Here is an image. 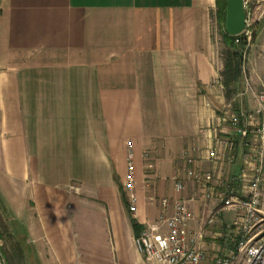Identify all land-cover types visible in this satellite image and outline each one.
<instances>
[{
	"label": "crops",
	"instance_id": "obj_1",
	"mask_svg": "<svg viewBox=\"0 0 264 264\" xmlns=\"http://www.w3.org/2000/svg\"><path fill=\"white\" fill-rule=\"evenodd\" d=\"M215 8V0H0V197L37 252L98 264L112 238L132 250L126 264H148L133 219L142 226L157 219L161 198L185 199L189 227L200 229L215 201L200 197L187 170L211 171L218 184L246 168L256 139L222 118L255 110L264 83L258 90L251 49L247 87L226 96ZM215 136L234 143L220 162L209 159ZM129 152L134 215L123 191ZM238 214L226 211L215 227Z\"/></svg>",
	"mask_w": 264,
	"mask_h": 264
},
{
	"label": "built area",
	"instance_id": "obj_2",
	"mask_svg": "<svg viewBox=\"0 0 264 264\" xmlns=\"http://www.w3.org/2000/svg\"><path fill=\"white\" fill-rule=\"evenodd\" d=\"M243 0L245 10L244 34L246 48L251 44L254 24L250 23L248 4ZM257 107L243 114L235 113L222 120L229 123L236 136L254 135L256 142L247 144L243 153L244 166L238 175H234L218 184L214 183L211 171L187 170V175L198 185L203 200H217L206 223L211 224L223 210H237L236 225L238 239L229 255L217 261V264H264V233L253 232L252 221L264 208V90L254 94ZM233 141L223 136H215L214 145L208 149L209 159L220 162L223 149H232ZM186 163L191 164L192 158L187 156ZM149 172L153 163L147 166ZM150 174V173H149ZM241 183L248 186V193H241ZM177 189H182L180 182ZM78 192L77 187H72ZM127 210L135 214L137 209L135 167L131 152L126 160V177L123 183ZM160 213L156 220L145 223L134 238L137 252L148 264H201L204 253L199 244L202 230L190 229L191 213L189 201L185 199L161 198ZM262 233V234H261ZM225 236H228L227 231ZM0 264H6L0 249Z\"/></svg>",
	"mask_w": 264,
	"mask_h": 264
},
{
	"label": "rangeland",
	"instance_id": "obj_3",
	"mask_svg": "<svg viewBox=\"0 0 264 264\" xmlns=\"http://www.w3.org/2000/svg\"><path fill=\"white\" fill-rule=\"evenodd\" d=\"M248 10L250 12V23L254 24L251 41L253 48L251 44L248 48L245 47L246 41L242 33L234 36L231 46H228L220 33V27L224 29V23L219 26L215 15L213 14L212 16L211 33L215 44V50L222 64H224L226 52L228 50L232 49L241 53L242 82L240 77L239 84L235 85L238 90L248 85V72L250 70L249 54L251 49L256 57L255 84L258 86L259 82H262V84L264 83V0H250ZM257 89H261V86ZM231 96H233V94ZM214 201L215 205L217 200L214 199ZM226 211L228 210H223L221 213L223 214ZM260 211L261 212L257 214V218L252 221L253 232L255 233H264V208ZM209 214L204 219L200 229L190 228L194 231L202 230V239L199 246L204 253V259L201 264H217L218 260L231 253L235 247V241L238 239L237 230L235 229L236 225H234L238 216L236 219L232 218L227 225L222 224L221 227L216 228L215 221L218 218L211 224L206 223ZM226 231L228 233L227 237L225 236ZM34 247V244L31 242V237L24 235L23 226L18 219H15L13 205L10 203L9 198L5 196L0 197V249L6 264L57 263L52 259L51 253L37 252ZM101 253L104 258L98 261V264L100 262L101 264H126V258L124 257L128 256L132 258L133 256L132 250L127 247H120L112 238L109 239L107 248L102 249Z\"/></svg>",
	"mask_w": 264,
	"mask_h": 264
},
{
	"label": "trees",
	"instance_id": "obj_4",
	"mask_svg": "<svg viewBox=\"0 0 264 264\" xmlns=\"http://www.w3.org/2000/svg\"><path fill=\"white\" fill-rule=\"evenodd\" d=\"M225 2L226 0H215V18L219 26L223 25L225 19ZM220 33L224 39V42L231 46L234 36H229L226 34L225 30L220 27ZM241 53L234 51L232 49L226 52V59L223 64V69L221 72L223 86L225 88L226 96L229 97L231 94L236 93L238 89L235 87L239 84L240 77L242 76V62L240 60ZM132 226L137 235L140 231L141 226L133 219Z\"/></svg>",
	"mask_w": 264,
	"mask_h": 264
},
{
	"label": "water",
	"instance_id": "obj_5",
	"mask_svg": "<svg viewBox=\"0 0 264 264\" xmlns=\"http://www.w3.org/2000/svg\"><path fill=\"white\" fill-rule=\"evenodd\" d=\"M243 0H226L224 30L229 36L239 35L245 27Z\"/></svg>",
	"mask_w": 264,
	"mask_h": 264
}]
</instances>
